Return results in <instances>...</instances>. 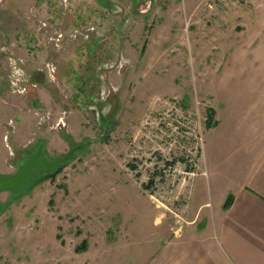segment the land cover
I'll return each instance as SVG.
<instances>
[{"label": "rangeland", "instance_id": "1", "mask_svg": "<svg viewBox=\"0 0 264 264\" xmlns=\"http://www.w3.org/2000/svg\"><path fill=\"white\" fill-rule=\"evenodd\" d=\"M41 143L0 264H167L264 196V0H0V178Z\"/></svg>", "mask_w": 264, "mask_h": 264}, {"label": "crops", "instance_id": "2", "mask_svg": "<svg viewBox=\"0 0 264 264\" xmlns=\"http://www.w3.org/2000/svg\"><path fill=\"white\" fill-rule=\"evenodd\" d=\"M202 186L200 181L198 188ZM224 202L209 215L200 231L202 239L181 249L167 264H264V196L236 188L228 208Z\"/></svg>", "mask_w": 264, "mask_h": 264}, {"label": "water", "instance_id": "3", "mask_svg": "<svg viewBox=\"0 0 264 264\" xmlns=\"http://www.w3.org/2000/svg\"><path fill=\"white\" fill-rule=\"evenodd\" d=\"M70 157L71 153H68L51 160L45 153L44 144L41 143L14 174L0 178V192L19 193L35 176L58 169ZM2 209L3 205L0 202V213Z\"/></svg>", "mask_w": 264, "mask_h": 264}, {"label": "trees", "instance_id": "4", "mask_svg": "<svg viewBox=\"0 0 264 264\" xmlns=\"http://www.w3.org/2000/svg\"><path fill=\"white\" fill-rule=\"evenodd\" d=\"M211 115L212 114H210V116L208 117V120H207V125L208 126H211V124H212V117H211ZM56 172H58L59 171V169H57V170H55ZM52 175V174H51ZM231 200H232V196H229V198H228V201L225 203V205H224V207L225 208H228L229 206H230V204H231Z\"/></svg>", "mask_w": 264, "mask_h": 264}, {"label": "built area", "instance_id": "5", "mask_svg": "<svg viewBox=\"0 0 264 264\" xmlns=\"http://www.w3.org/2000/svg\"><path fill=\"white\" fill-rule=\"evenodd\" d=\"M173 107H174V108H177V107H176V103L173 105ZM192 148H194V149H193L194 151L192 152V154H193V156H196V155L194 154V152H197V147L192 146ZM190 162H193V158L190 159Z\"/></svg>", "mask_w": 264, "mask_h": 264}]
</instances>
